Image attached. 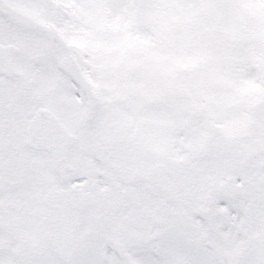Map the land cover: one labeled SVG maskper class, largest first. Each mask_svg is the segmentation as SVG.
<instances>
[{"label": "snow or ice", "instance_id": "obj_1", "mask_svg": "<svg viewBox=\"0 0 264 264\" xmlns=\"http://www.w3.org/2000/svg\"><path fill=\"white\" fill-rule=\"evenodd\" d=\"M0 264H264V0H0Z\"/></svg>", "mask_w": 264, "mask_h": 264}]
</instances>
